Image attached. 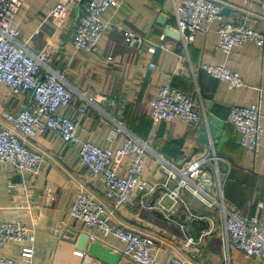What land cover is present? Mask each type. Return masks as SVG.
Segmentation results:
<instances>
[{"label":"crops","instance_id":"crops-1","mask_svg":"<svg viewBox=\"0 0 264 264\" xmlns=\"http://www.w3.org/2000/svg\"><path fill=\"white\" fill-rule=\"evenodd\" d=\"M58 1L21 0L13 18L21 33L20 44L31 55L44 52L47 63L62 73L71 103L57 112L78 120L80 139L111 154L121 145L126 132L146 143L143 176L160 191L155 200L153 193L144 196L134 191L127 202L115 206L105 197L101 178L81 163L76 145L64 142L51 130L25 139L27 145L43 154L45 161L37 175L11 163L0 165V220L19 219L32 230L28 243L34 250V264H104L76 249L75 242L67 236L70 228L120 252L118 264H137L123 253V242L88 229L72 217V204L80 190L106 206L112 224L152 237L158 248L155 264H166L173 256L187 264H264V258H247L231 246L226 248L223 242V209L238 210L247 218L258 215L264 230V45L249 41L226 54L217 45L220 22L213 20L184 46L181 38L175 40L164 34L166 26L177 27L174 6L180 0H121L117 7L101 15L105 28L97 49L79 51L71 38L86 0H68L61 20L49 14ZM260 1L222 0V8H226L221 12L222 19L244 20L249 28L264 33ZM159 14L166 17L163 24L157 21ZM129 30L139 42L125 41L124 32ZM160 43L165 47L156 46L153 53L147 50ZM108 56L112 60H107ZM201 62H224L238 71L243 85L229 89L224 81L200 69ZM166 78L173 87L191 96L202 114L200 122L206 118L208 102L210 112L224 121L221 135L226 141L220 153L213 139L207 145L199 141L198 124L179 118L153 122L149 103ZM32 102L30 92L14 93L0 84V126L2 110L15 112ZM251 102L259 104L262 115L260 147L255 153L240 144L239 133L229 121L233 105ZM212 146L222 158L218 160V175L212 164ZM202 157L209 160L204 166L209 179L202 187L205 199L181 188L175 204L168 193L177 186L178 178L169 179L168 188L161 186L167 177L163 162L181 170ZM127 160L123 159L118 173L124 171ZM220 163L226 164L225 171ZM48 189L53 199L48 197ZM157 202L165 209L149 207ZM181 202L186 210L199 212L201 221L194 222L196 216L191 213L185 217L190 225L170 217ZM258 203L263 207L259 208ZM188 238L192 242L187 244ZM22 246L8 241L0 248V257H10L20 264Z\"/></svg>","mask_w":264,"mask_h":264},{"label":"built area","instance_id":"built-area-1","mask_svg":"<svg viewBox=\"0 0 264 264\" xmlns=\"http://www.w3.org/2000/svg\"><path fill=\"white\" fill-rule=\"evenodd\" d=\"M121 0H86L83 13L74 27L71 42L79 51H95L104 32L101 15L118 6ZM68 0H60L50 10V16L61 20L67 11ZM21 0H0V84L7 85L12 92L28 91L32 95V104L18 111H1L3 120L0 126V165L11 163L31 175L41 171L45 157L39 151L25 143V139H33L47 130L54 131L64 142L76 145L79 159L94 175L101 178L105 197L119 206L128 201L134 191L144 196L151 195L157 185L143 176L147 145L144 141L127 133L121 145L111 154L98 145L82 140L78 136V120L59 114L57 110L71 103V93L66 88L62 73L54 70L46 61V54L40 52L31 55L20 44V31L14 26L13 18ZM264 13V0L260 1ZM222 0H180L174 6L177 31L184 46L194 40L196 33L201 32L204 25L219 20L218 47L228 54L233 47L253 42L257 46L264 45V33L245 25L244 20H223L221 15ZM124 39L128 43L139 42L133 31H125ZM156 46L165 47L163 43L148 46L154 52ZM107 60H112L111 56ZM153 66V64H150ZM213 78L224 81L229 89L240 87L243 80L238 71L224 62L199 64ZM150 116L153 122L171 121L179 118L186 122L198 124L202 114L197 109L190 95L183 93L171 85L166 78L158 88L157 95L150 100ZM83 111V109H80ZM262 115L257 102L233 105L229 110V121L240 136V144L251 152H257L262 134ZM116 133H112L114 136ZM215 173L220 172L218 157L211 147ZM127 163L124 171L118 173L123 159ZM206 157L187 163L178 170L165 161L163 169L166 180L162 187L168 188L169 179L178 178L177 186L170 190L169 197L176 204L181 188L190 189L195 195L205 199L202 187L209 179L206 177ZM47 195L53 199L51 190ZM151 208L164 210L160 202L150 205ZM262 208L263 204L258 203ZM223 209V206H222ZM225 247L231 246L243 253L247 258H264V230L259 216L249 218L238 210L223 209ZM111 212L97 199L84 190L78 191L72 204L71 215L91 230L100 231L104 235H112L124 243L123 253L137 264H155L158 251L154 239L112 224L108 220ZM32 230L21 220H0V248L8 241L22 243V263L34 264V250L28 240ZM192 239H187V244ZM0 264H19L10 257H0ZM166 264H187L179 256H173Z\"/></svg>","mask_w":264,"mask_h":264},{"label":"water","instance_id":"water-1","mask_svg":"<svg viewBox=\"0 0 264 264\" xmlns=\"http://www.w3.org/2000/svg\"><path fill=\"white\" fill-rule=\"evenodd\" d=\"M226 11V8L223 7L221 12ZM165 15L159 14L157 17V21L160 23L165 22ZM164 34L172 37L175 40L180 39L179 32L169 26H166L164 28ZM210 103H207V114L204 121L199 122L197 126L198 130V139L199 141L207 145L210 140H214L216 143V152L220 153V149L222 144L226 141V138L221 135V130L223 128L224 121L222 119H219L218 117L214 116L210 112ZM220 167L222 170H226V164L220 163ZM160 189H157L153 194V199L157 197ZM178 203V202H177ZM153 204V203H152ZM182 210L184 212L182 213ZM187 213H191L195 215L194 222L201 221L199 217H201V214L194 210H186V207L181 202L178 208L175 209L174 214L170 217L175 218L177 221L183 223V224H189L190 221L185 220V217ZM207 227V223L203 225V228ZM67 236L72 239L73 242L76 244V249L79 251H86L89 255L99 259L104 264H118L120 261V258L122 254L120 252L114 251L110 246L104 245L102 242L98 240H90L89 234L85 232H80L78 230H75L73 228H70Z\"/></svg>","mask_w":264,"mask_h":264}]
</instances>
